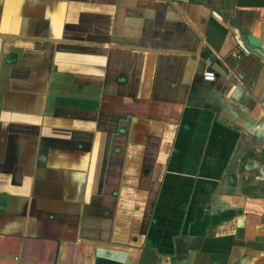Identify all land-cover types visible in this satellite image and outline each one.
Returning <instances> with one entry per match:
<instances>
[{
  "label": "crops",
  "instance_id": "crops-1",
  "mask_svg": "<svg viewBox=\"0 0 264 264\" xmlns=\"http://www.w3.org/2000/svg\"><path fill=\"white\" fill-rule=\"evenodd\" d=\"M248 35L264 0H0V264H264Z\"/></svg>",
  "mask_w": 264,
  "mask_h": 264
},
{
  "label": "water",
  "instance_id": "water-1",
  "mask_svg": "<svg viewBox=\"0 0 264 264\" xmlns=\"http://www.w3.org/2000/svg\"><path fill=\"white\" fill-rule=\"evenodd\" d=\"M246 39H247V42H248L251 46H253V47H255V48H258V49H261V50L264 51V41H263V40H261V39H259V38H257V37H253L252 35H248V36L246 37Z\"/></svg>",
  "mask_w": 264,
  "mask_h": 264
},
{
  "label": "built area",
  "instance_id": "built-area-1",
  "mask_svg": "<svg viewBox=\"0 0 264 264\" xmlns=\"http://www.w3.org/2000/svg\"><path fill=\"white\" fill-rule=\"evenodd\" d=\"M204 79L206 81H214L215 80V75L212 72H206V73H204Z\"/></svg>",
  "mask_w": 264,
  "mask_h": 264
}]
</instances>
